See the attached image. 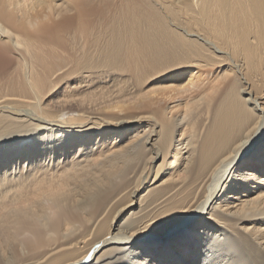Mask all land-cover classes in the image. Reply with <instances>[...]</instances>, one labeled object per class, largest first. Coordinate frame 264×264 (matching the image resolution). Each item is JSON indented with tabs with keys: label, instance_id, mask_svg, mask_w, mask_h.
<instances>
[{
	"label": "bare ground",
	"instance_id": "obj_1",
	"mask_svg": "<svg viewBox=\"0 0 264 264\" xmlns=\"http://www.w3.org/2000/svg\"><path fill=\"white\" fill-rule=\"evenodd\" d=\"M124 1L0 0V264H264V0Z\"/></svg>",
	"mask_w": 264,
	"mask_h": 264
},
{
	"label": "rangeland",
	"instance_id": "obj_2",
	"mask_svg": "<svg viewBox=\"0 0 264 264\" xmlns=\"http://www.w3.org/2000/svg\"><path fill=\"white\" fill-rule=\"evenodd\" d=\"M75 6L77 7L79 19L76 21H72V25H81L87 35L88 43H91L95 40H100L96 38L104 29H109L113 22L114 18L117 19V15L119 11H125L126 1L124 0H74ZM122 13V12H121ZM122 15V14H121ZM120 15V16H121ZM119 16V17H120ZM118 17V18H119ZM61 39L64 38L63 35L60 36ZM149 73H147L148 75ZM165 81L157 80L154 84H163ZM36 134V133H35ZM120 138V137H119ZM9 142V141H7ZM2 143L0 142V147H2ZM21 143H24L23 141ZM7 143L6 145H8ZM3 156L8 160H13L12 157L19 155L21 153H25L27 151L22 150L21 148L13 149V147L3 146ZM10 157V158H9ZM1 162V159H0ZM134 199V198H133ZM136 209V207H134ZM130 211V210H129ZM128 211V212H129ZM125 213L119 220L115 221L117 224H120L122 220H126L129 216V213ZM223 246V245H220ZM221 249V248H218ZM217 249V251H218ZM216 251V252H217ZM210 260L212 257L209 258Z\"/></svg>",
	"mask_w": 264,
	"mask_h": 264
},
{
	"label": "snow or ice",
	"instance_id": "obj_3",
	"mask_svg": "<svg viewBox=\"0 0 264 264\" xmlns=\"http://www.w3.org/2000/svg\"><path fill=\"white\" fill-rule=\"evenodd\" d=\"M31 2L35 3L37 2V0H31ZM233 72L232 71H225L223 73V75L220 76L219 79H217L215 81V85L217 86H221L223 87L226 83H230L233 80ZM250 85H246V82L241 81L240 86H238L236 88V97H237V104L240 106H243L244 108H246V100L244 98V96L242 94L244 93H248L250 92L248 89L250 88ZM217 92V89L214 87L213 88V92L208 93L209 96H213L214 93ZM219 94L222 93H218L216 98L218 99ZM261 96H264V94H262ZM218 119L222 122V123H227L230 119H231V113H229L228 111L224 110L221 111L218 115ZM261 122H259L257 124V126H259ZM240 145H237V148H239ZM100 159H103V156L100 157ZM6 199V198H5ZM135 233H133L134 235ZM85 260H90L91 259V254H89L88 256L84 257Z\"/></svg>",
	"mask_w": 264,
	"mask_h": 264
}]
</instances>
